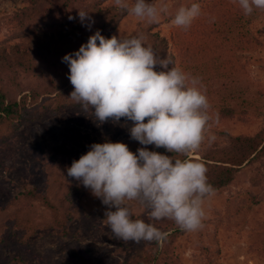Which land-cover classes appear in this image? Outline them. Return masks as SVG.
Listing matches in <instances>:
<instances>
[{
	"label": "trees",
	"instance_id": "obj_1",
	"mask_svg": "<svg viewBox=\"0 0 264 264\" xmlns=\"http://www.w3.org/2000/svg\"><path fill=\"white\" fill-rule=\"evenodd\" d=\"M29 3L9 17L8 36L17 40L0 46V153L8 152L4 150L12 145L17 130L27 122L69 107H81L69 98L74 89L68 79L69 67L62 58L78 51L97 30L106 39L111 38L128 14L111 0H29ZM194 3L200 5L201 15L187 31L175 28L176 57L187 66L204 62L213 72L230 74L234 67L225 42L231 40L234 22L244 15L242 10L230 0ZM79 11L89 13L94 23L85 20L82 25ZM213 17L214 22H210ZM142 34L145 46L150 45L158 56L169 58L172 61L169 69L175 67V56L167 50L166 40L150 31ZM217 50L224 54L216 55ZM244 114L229 106L210 107L209 115L213 119L209 122V131L217 139L211 146L205 142L199 152L188 157L205 164L208 183L215 192L234 184L245 167L253 172L252 183L259 180L264 183V126L253 135L235 136L219 129L230 121L243 123ZM126 145L133 153L142 146L135 140ZM146 147L176 156L164 148ZM74 160L78 158L73 154L53 156L49 159L50 165L39 162L45 176L42 185L20 192L0 205V250L8 251L6 264H32L36 255L35 251H30V246L37 240L50 234L72 237V228L84 218L104 215L106 206L101 200L79 181L67 176L66 170ZM68 194L78 196L77 201L67 198ZM33 202L41 209L32 206ZM127 203L131 208L142 207L138 201ZM131 218L154 223L166 234V240L162 246L155 241L145 243L142 256L122 264H181L175 243L185 231L171 220L152 221L149 212L132 213ZM116 252L122 254V247L116 246ZM203 258L204 264H214L208 249Z\"/></svg>",
	"mask_w": 264,
	"mask_h": 264
},
{
	"label": "clouds",
	"instance_id": "obj_2",
	"mask_svg": "<svg viewBox=\"0 0 264 264\" xmlns=\"http://www.w3.org/2000/svg\"><path fill=\"white\" fill-rule=\"evenodd\" d=\"M233 3L245 16L255 9L264 10V0ZM114 4L149 24L159 23L169 12L167 0L159 4L114 0ZM200 15L198 3L181 6L171 24L187 31ZM78 16L82 25L85 20L94 23L85 11ZM144 40L143 34L106 39L97 30L78 51L62 58L74 89L69 98L85 112L91 111L100 124L109 119L131 121L130 138L145 146L133 153L121 142L92 144L66 172L106 206L104 219L117 238L134 243L155 241L162 246L166 234L154 223L133 220L127 202L138 201L149 210L152 221L171 220L190 233L201 230L205 200L216 190L208 183L205 164L188 157L205 142L211 146L217 137L209 132L213 117L201 79L176 67L169 69L172 61L158 56ZM148 145L176 156L150 151Z\"/></svg>",
	"mask_w": 264,
	"mask_h": 264
},
{
	"label": "rangeland",
	"instance_id": "obj_3",
	"mask_svg": "<svg viewBox=\"0 0 264 264\" xmlns=\"http://www.w3.org/2000/svg\"><path fill=\"white\" fill-rule=\"evenodd\" d=\"M196 1L167 0L169 12L159 23L149 24L127 14L112 36L125 39L149 31L159 34L175 56V67L201 79L211 108L229 106L239 114L245 113L243 123L230 121L219 129L235 136L253 135L264 126V10H254L251 15L236 19L231 40L225 42L234 70L230 74L216 73L204 62L187 66L176 57L173 43L176 27L171 20L179 7ZM159 2L146 0V3ZM29 4V0H0V46L17 40L8 36L9 17ZM218 53L224 54L217 50L215 54ZM131 127L132 122L124 118L100 124L91 111L85 112L81 107H69L27 122L17 130L12 145L4 150L8 152L0 153V205L20 192L41 186L45 178L42 165H50L51 157L74 154L79 159L92 144H127L134 141L129 135ZM252 174L248 167L243 168L234 184L205 200L204 227L197 232L185 231L175 243L181 264H204L206 249L214 264H264V183L262 180L252 183ZM66 197L78 199L73 194ZM32 204L41 209L37 202ZM129 208L134 214L149 212L143 206ZM72 232V237L50 234L37 240L30 246L36 255L32 264H122L142 256L144 244L153 242L134 243L117 238L104 215L84 218ZM118 245L122 254L116 252ZM7 260L8 251L0 250V264H6Z\"/></svg>",
	"mask_w": 264,
	"mask_h": 264
}]
</instances>
